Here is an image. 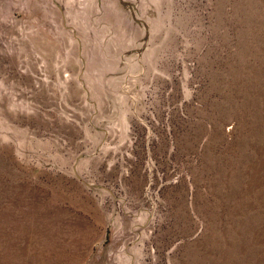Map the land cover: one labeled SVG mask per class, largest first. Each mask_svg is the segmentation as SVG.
I'll return each instance as SVG.
<instances>
[{
  "label": "rangeland",
  "instance_id": "obj_1",
  "mask_svg": "<svg viewBox=\"0 0 264 264\" xmlns=\"http://www.w3.org/2000/svg\"><path fill=\"white\" fill-rule=\"evenodd\" d=\"M0 264H264V0H0Z\"/></svg>",
  "mask_w": 264,
  "mask_h": 264
}]
</instances>
